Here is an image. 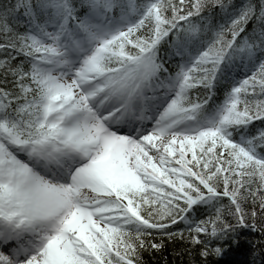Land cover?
<instances>
[{
	"label": "snow or ice",
	"instance_id": "1",
	"mask_svg": "<svg viewBox=\"0 0 264 264\" xmlns=\"http://www.w3.org/2000/svg\"><path fill=\"white\" fill-rule=\"evenodd\" d=\"M258 215L264 0H0V264H141L178 223L207 262Z\"/></svg>",
	"mask_w": 264,
	"mask_h": 264
},
{
	"label": "trees",
	"instance_id": "2",
	"mask_svg": "<svg viewBox=\"0 0 264 264\" xmlns=\"http://www.w3.org/2000/svg\"><path fill=\"white\" fill-rule=\"evenodd\" d=\"M218 11V10H215ZM167 45L161 47L160 55L166 59ZM217 102L223 98L222 92H217ZM260 127V123L256 122ZM224 204L228 201L225 199ZM248 210L251 208L249 206ZM200 217L204 218L207 212L201 209ZM249 225L252 221H248ZM255 228L251 226L237 228L236 235L228 244L223 246L228 249L222 257L212 256L206 262L199 255L202 245L191 242L187 232V226L183 223L174 225L172 232H184V238L179 235L169 238L161 233H154L152 242L162 244L159 249L145 248L140 252L141 264H264V215H258L255 220ZM238 241V243L236 242Z\"/></svg>",
	"mask_w": 264,
	"mask_h": 264
}]
</instances>
